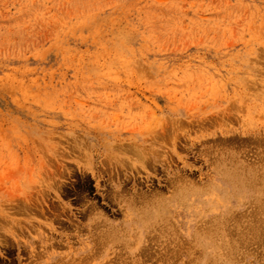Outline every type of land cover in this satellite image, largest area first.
Returning a JSON list of instances; mask_svg holds the SVG:
<instances>
[{
  "label": "rangeland",
  "instance_id": "rangeland-1",
  "mask_svg": "<svg viewBox=\"0 0 264 264\" xmlns=\"http://www.w3.org/2000/svg\"><path fill=\"white\" fill-rule=\"evenodd\" d=\"M222 172L264 184V0H0V264H264Z\"/></svg>",
  "mask_w": 264,
  "mask_h": 264
},
{
  "label": "bare ground",
  "instance_id": "bare-ground-1",
  "mask_svg": "<svg viewBox=\"0 0 264 264\" xmlns=\"http://www.w3.org/2000/svg\"><path fill=\"white\" fill-rule=\"evenodd\" d=\"M127 148H128V147H127ZM128 149H129V148H128ZM131 150H132V149H131ZM125 151H126V149H125ZM129 151H130V150H129ZM146 151H147V149H146ZM127 152H128V151H127ZM127 152H126V153H127ZM133 152H135V154L138 153V152H136V151H134V150H133ZM124 153H125V152H124ZM153 154H154V151L151 150V149L148 150V153H147V152L144 153V155L147 156V157H148V156L150 157V156H152ZM131 155H132V153H131ZM137 155H138V154H137ZM139 156H140V154H139ZM154 156H155V155H154ZM140 157H141V156H140ZM147 157H143V158H142L143 164H148V163H149V160H150V159H148ZM261 160H262V159H261ZM243 171H244V170H243ZM249 171H250V170H249ZM234 172H235V171H234ZM222 173H225V179L229 180L230 183L232 184L233 192H234L235 194L238 193V192H241V191H243V190H245V189H249L250 187L253 188V185H255V184L258 183V181H257V183H254V184L252 185V183H251V181H250V178H252V177H251L250 175H249L250 177L247 178V177H243L242 175H239V174H237V173H232V172H231V173H228V172H222ZM239 173H240V172H239ZM243 173H245V172H243ZM248 173H249V172H248ZM252 174H253V176H254L255 173H252ZM245 176H247V175H245ZM182 178H183V177H182ZM252 179L255 180V177L252 178ZM252 179H251V180H252ZM187 181H188V180H187ZM252 181H253V180H252ZM255 181H256V180H255ZM259 181H261V180H259ZM188 182H189V181H188ZM188 182H186V179H185V178L181 179V178L176 177L174 180H172V182L170 183L169 187L171 188V191H172V188H175L174 191L178 192V194H181V193H183V192H186V190H188L187 188L190 186V183H188ZM261 182H262V181H261ZM181 183H182V184H181ZM259 183H260V182H259ZM259 183H258L257 186H255L254 188H256V187L258 188L260 185H262V183H261L260 185H259ZM167 184H168V183H167ZM183 185H184L185 187H182ZM167 186H168V185H167ZM262 186L264 187V184H263ZM263 187H261V188H263ZM170 188H169V189H170ZM254 190H255V189H254ZM261 190H262V189H261ZM125 191H126V190H125ZM257 191H260V190H257ZM172 192H173V191H172ZM262 192H263V191H262ZM120 193H122V192H120ZM160 193H161V192H160ZM256 193H257V192H256ZM157 194H159V193H157ZM157 194H153V195H151V196L149 195L150 199H151V197L155 198L154 196L157 195ZM170 194H171V193H170ZM259 194H261V193H259ZM138 195H139V194H138ZM138 195H136V196L138 197ZM141 195H143V194H141ZM144 195H145V194H144ZM136 196H135V197H136ZM146 196H147V195H146ZM159 196H161V195H159ZM175 196H176V195H175ZM177 196H178V195H177ZM114 197H115V196H114ZM139 197H140V201H143V200H145V199L147 198V197H146L145 199L142 198V200H141V197H143V196H140V195H139ZM156 197H158V196H156ZM162 197H164V196L162 195ZM171 197H172V196H171ZM173 197H174V196H173ZM181 197H182V196H181ZM164 198H165V197H164ZM182 198H184V197H182ZM134 199H135V198H134ZM147 199H148V198H147ZM150 199H149V200H150ZM157 199H158V198H157ZM160 199H162V198L160 197ZM170 199H171V198H170ZM177 199H178V198H177ZM138 200H139V198H138ZM166 200H167V198H166ZM112 201H113V202H116V199L113 198ZM134 201H136V200H134ZM140 201H136V202H140ZM145 201H148V200H145ZM164 201H165V199H164V200H155L154 202H152V203L150 204V206H149L148 208L146 207V204L149 203V202H146L145 207H146L147 209L144 210V211L142 212V216H140V218H141L140 220L143 221V220H146V219H148V218H150V217H155V216L157 217V216H159L162 212L164 213V212L166 211V207H167L166 202H168V200H167L166 202H164ZM170 201H171V200H170ZM174 201H175V200H174ZM131 202H132L131 204H133V201H131ZM143 202H144V201H143ZM150 202H151V201H150ZM134 203H135V202H134ZM144 203H145V202H144ZM144 203H143V204H144ZM131 204H130V202H129V205H131ZM135 204H136V203H135ZM135 204H133L132 206H134ZM137 204H138V203H137ZM140 204H141V203H140ZM143 204H141V205H143ZM148 205H149V204H148ZM143 206H144V205H143ZM168 206H169V204H168ZM134 208H135V206H134ZM137 208H139V207H137ZM260 208H261V206H260ZM260 208H259V209H260ZM143 209H144V208H143ZM262 209H263V208H262ZM167 212H168V211H167ZM167 212H166V213H167ZM256 212H257V211H256ZM261 212H262V211H261ZM257 213H258V215L261 214V213L259 214V212H257ZM257 213H256V214H257ZM137 214H138V212H137ZM263 214H264V213H263ZM139 215H140V214H139ZM237 215H238V214H237ZM250 215H251V214H250ZM261 215H262V214H261ZM137 216H138V215H137ZM160 216H161V215H160ZM162 216H163V219H164V215H162ZM263 216H264V215H263ZM218 217L220 218V216H218ZM253 217H254V216H253ZM253 217H252V218H253ZM138 218H139V217H138ZM157 218H158V217H157ZM166 218H167V217H166ZM201 218H202V217H201ZM201 218H200V219H201ZM211 218H212V217H211ZM211 218H210V219H211ZM219 218H218V219H219ZM221 218H222V217H221ZM224 218H225V217H223V219H224ZM235 218H236V217H235ZM238 218H239V217H238ZM155 219H156V218H155ZM160 219H161V218H160ZM167 219H169V222L172 221V220H170V218H167ZM204 219H205V218H204ZM210 219L208 218L207 220H210ZM218 219H217V220H218ZM225 219H226V218H225ZM225 219H224V221H225ZM254 219H255V218H254ZM254 219H252V220H254ZM262 219H264V218H262ZM138 220H139V219H138ZM207 220H206V221H207ZM226 220H227V219H226ZM260 220H261V219H260ZM260 220H259V222H260ZM155 221H156V220H155ZM165 221H166V220H165ZM201 221H202V220H201ZM206 221H205V224L207 223ZM220 221H221V220H220ZM229 221H230V220H229ZM229 221H227V222H229ZM139 222H140V221H139ZM149 222H154V220H153V221H150V220H149ZM156 222H157V221H156ZM159 222H160V220H159ZM167 222H168V221H167ZM172 222H173V221H172ZM210 222L213 223L214 221L211 220ZM218 222H219V220H218ZM225 222H226V221H225ZM254 222H255V221H254ZM147 223H148V221H147ZM147 223H146V224H147ZM154 223H155V222H154ZM162 223H163V222L161 221V224H162ZM164 223L166 224V222H164ZM198 223H199L198 226H203V224H204L203 222H202V225L200 224L201 222H198ZM214 223H215V222H214ZM220 223H221V222H219V224H220ZM223 223H224V222H223ZM260 223H261V222H260ZM262 223H263V220H262ZM262 223H261V224H262ZM141 224L144 225V226H142V228L146 226L145 222H144V223H141ZM161 224L158 226L159 228L161 227ZM167 224H168V226H169V223H167ZM167 224H166V225H167ZM170 224H171V223H170ZM172 224H174V223H172ZM207 224H208V223H207ZM207 224H206V225H207ZM226 224L228 225L229 223H225V226H226ZM150 225H151V224H150ZM157 225H158V223H157ZM163 225H164V224H163ZM166 225H164V226H166ZM209 225H210V227L212 226L211 224H209ZM209 225L207 226V228L209 227ZM259 225H260V224H259ZM262 225H263V224H262ZM148 226H149V225H148ZM164 226H163V227H164ZM170 226H172V225H170ZM173 226H174V225H173ZM173 226H172V227H173ZM204 226H205V225H204ZM220 226H221V225H218V228H217L218 230H220V228H219ZM222 226H224V225H222ZM254 226H255V225H254ZM263 226H264V225H263ZM152 227H154V226H152ZM156 227H157V226H156ZM156 227H155V228H156ZM205 227H206V226H205ZM205 227H203L204 230H205V232L209 231L207 228L205 229ZM210 227H209V229H210V231H211V228H210ZM213 227H214V226H213ZM226 227H227V226H226ZM245 227H246V226H245ZM259 227H260V226H259ZM259 227H258V228H259ZM145 228H146V227H145ZM155 228H154V231L152 232L153 235H154L153 238H155V236H157V233L160 234V231L157 232L156 234H154V232H156V231H155ZM159 228H158V229H159ZM164 228H166V227H164ZM167 228H169V227H167ZM203 228H202V232L204 233ZM228 228H229V227H228ZM146 229H147V228H146ZM149 229H152V228L150 227ZM158 229H156V230H158ZM162 229H163V228H162ZM173 229H174V228H172V230H171L172 232H170V231H168V230H167L168 232H167V231H166V232H167V233H169V232H170V233H173ZM196 229H197V226H196ZM110 230H111V229H110ZM112 230H116V229H112ZM159 230H160V229H159ZM163 230H165V229H163ZM163 230H162V232H161L162 234L165 233ZM169 230H170V228H169ZM197 230H198V229H197ZM199 230H201V229H199ZM199 230H198V231H199ZM212 230H213V228H212ZM261 230H262V229H261ZM116 231H118V230H116ZM119 231H120V230H119ZM146 231H147V230H146ZM148 231H150V232H146V233H149V234H150L152 230H148ZM198 231H197V232H198ZM213 231H214V230H213ZM104 232H105L104 237H105V239L108 240V241L105 240L107 243L110 242V241H112V240H114L113 238H112V239L110 238L111 240L108 239L109 237L106 236V231H103L102 233H104ZM174 232H176V230H174ZM200 232H201V231H200ZM202 232H201V233H202ZM215 232L217 233V231H214V234H215ZM259 232H260V231H259ZM102 233H101V238H102V235H103ZM107 233H108V232H107ZM113 233H114V231H113ZM167 233H166V234H167ZM198 233H199V232H198ZM198 233H197V234H198ZM203 233H202V234H203ZM108 234L110 235L111 232L108 233ZM115 234H116V232H115ZM121 234H122V233L120 232V234H118V235L121 236ZM144 234H145V233H144ZM166 234H165V236L162 235V237L165 238V237L167 236ZM174 234H175V233H174ZM195 234H196V233H195ZM195 234H194V235H195ZM199 234H200V233H199ZM202 234H200V235L203 236ZM207 234H208V232H207ZM207 234H206V235H207ZM212 234H213V233H212ZM214 234H213V237H214ZM217 234H218V233H217ZM116 235H117V234H116ZM118 235H117V237H118ZM151 235H152V234H151ZM171 235H172V234H169L168 236H170V238H171ZM177 235H179V234H177ZM208 235H209V234H208ZM218 235H219V234H218ZM110 236H111V235H110ZM112 236H115V235H112ZM112 236H111V237H112ZM148 236H149V235H148ZM175 236H176V234H175ZM175 236H172V239H173L172 241L175 240V239H174ZM201 236H200V237H201ZM211 236H212V235H211ZM230 236H232V235H230ZM106 237H107V238H106ZM123 237H124V236H123ZM145 237H146V234H145ZM157 237H158V236H157ZM157 237H156V238H157ZM159 237H160V236H159ZM159 237H158V238H159ZM162 237H161V238H162ZM200 237H198V238H200ZM203 237L206 238L205 234H204ZM209 237H210V235H209ZM209 237H207V238H209ZM215 237H216V236H215ZM218 237H219V236H218ZM218 237H217L216 240H218ZM148 238H149V237H148ZM148 238H146V239H148ZM156 238H155V241H156V242H158V243L162 242V243H163V240L161 241V240L159 239V240H160V242H159V241L156 240ZM167 238H168V237H167ZM167 238H165L166 241H169L170 239L167 240ZM204 238H203V240H204V241H205V240L207 241V239H204ZM210 238H211V237H210ZM118 239H119V238H118ZM120 239H122V238H120ZM120 239H119V240H120ZM150 239H151V238H150ZM150 239H149L148 241H151V243H152V240H154V239H151V240H150ZM192 239H193V238H192ZM194 239H195V237H194ZM194 239H193V240H194ZM201 239H202V237H201ZM103 240H104V239H103ZM119 240H117V241H119ZM114 241H116V240H114ZM114 241H112V242H114ZM155 241H154V242H155ZM172 241H169V242L166 243L165 245L161 243V245H164V246H166V247L168 248V247H169V246H168L169 243H171V244L174 243V242H172ZM180 241H181V240H180ZM197 241H198V240H197ZM197 241H196V243H197ZM208 241H209V239H208ZM210 241H211V240H210ZM213 241H215V238H214ZM261 241H262V240H261ZM95 242H96V241H95ZM145 242H146V241H145ZM164 242H165V241H164ZM199 242H200V241H199ZM211 242H212V241H211ZM146 243H147V242H146ZM151 243H150V244H151ZM148 244H149V243H148ZM150 244H149V245H150ZM152 244H153V243H152ZM167 244H168V245H167ZM171 244H170V245H171ZM200 244H201V243H200ZM200 244H199V245H200ZM97 245H98V244H97ZM184 245H186V244H184ZM186 246H187V245H186ZM158 247H159V246H158ZM166 247H165V248H166ZM147 248H148V246H147ZM189 248H190V247H189ZM119 249H120V248H119ZM121 249H122V248H121ZM162 249H163V248H162ZM150 250H152V249H150ZM182 250H183V249H182ZM145 251H146V250L144 249V252H145ZM147 251H148V250H147ZM153 251H154V250H153ZM166 251H167V250H166ZM169 251H170V250H169ZM149 252H150V251H149ZM154 252H155V251H154ZM156 252H157V251H156ZM163 252H164V251H163ZM175 252H176V251H175ZM182 252H183V251H182ZM182 252H181V253H182ZM145 253H146V252H145ZM183 253H184V252H183ZM146 254H147V253H146ZM170 254H171V253H170ZM174 254H175V253H174ZM120 255H121V254H120ZM153 255H154V254H153ZM166 255H167V254H166ZM176 255H177V253H176ZM196 255H197V253H196ZM198 255H199V254H198ZM139 256H140V255H139ZM145 256H146V255H145ZM147 256H148V255H147ZM147 256H146V258H147ZM149 256H150V255H149ZM162 256L164 257V255H162ZM167 256H168V255H167ZM170 256H171V255H170ZM143 257H144V254H143L142 258H143ZM151 257H153V256H151ZM154 257H156V256L154 255ZM158 257H159V259H160L161 256H158ZM146 258H144V259H146ZM152 259H153V258H152ZM156 259L158 260V258H156ZM163 259H164V258H163ZM81 260H82V259H81ZM83 260H84V259H83ZM154 260H155V259H154ZM160 261H162V260H160ZM164 261H166V260H164ZM142 262H143V261H142ZM151 262H152V261H151ZM84 263H85V262H84Z\"/></svg>",
  "mask_w": 264,
  "mask_h": 264
}]
</instances>
